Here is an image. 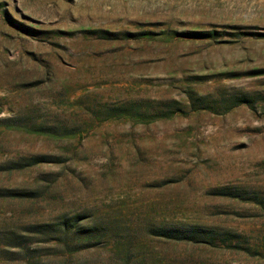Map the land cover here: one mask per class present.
Here are the masks:
<instances>
[{
  "label": "rangeland",
  "instance_id": "obj_1",
  "mask_svg": "<svg viewBox=\"0 0 264 264\" xmlns=\"http://www.w3.org/2000/svg\"><path fill=\"white\" fill-rule=\"evenodd\" d=\"M0 264H264V0H0Z\"/></svg>",
  "mask_w": 264,
  "mask_h": 264
}]
</instances>
